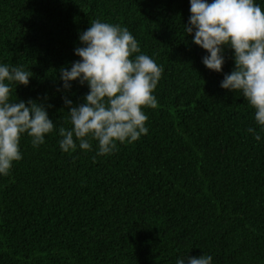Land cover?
I'll list each match as a JSON object with an SVG mask.
<instances>
[{
    "label": "trees",
    "instance_id": "trees-1",
    "mask_svg": "<svg viewBox=\"0 0 264 264\" xmlns=\"http://www.w3.org/2000/svg\"><path fill=\"white\" fill-rule=\"evenodd\" d=\"M190 15V0H0V65L33 73L28 86L12 85L11 100L42 103L56 124L37 147L22 135V159L0 175V264H176L202 255L264 264V131L242 93L220 86L233 51L224 49L222 72L207 69L209 54L184 31ZM97 19L127 27L164 69L157 107L143 109L148 133L112 154L98 156L96 141L65 153L64 98L77 105L89 88L77 80L65 91L60 69L80 59L79 34Z\"/></svg>",
    "mask_w": 264,
    "mask_h": 264
},
{
    "label": "clouds",
    "instance_id": "clouds-1",
    "mask_svg": "<svg viewBox=\"0 0 264 264\" xmlns=\"http://www.w3.org/2000/svg\"><path fill=\"white\" fill-rule=\"evenodd\" d=\"M190 13L184 31L194 34L192 42L209 54L202 61L207 69L222 72L224 49L233 51L234 70L220 86L242 93L264 131V9L255 0H190ZM79 40L83 46L74 51L80 59L70 70L61 68L60 78L65 91L77 80L89 91L77 105L64 98L71 128L59 127V145L65 153L75 151L77 142L81 150L91 151L96 141L97 155H109L118 143H133L148 133L143 109L157 107L153 93L164 69L142 54L135 37L119 24L94 20ZM32 75L23 67L0 65V175L7 176L22 159V135L37 147L56 128L42 103L11 100L12 85L28 86ZM247 131L260 140L254 128ZM176 264H212V257L187 256Z\"/></svg>",
    "mask_w": 264,
    "mask_h": 264
}]
</instances>
